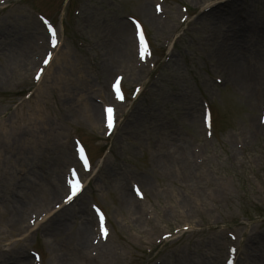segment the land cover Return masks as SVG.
Wrapping results in <instances>:
<instances>
[{
	"label": "rangeland",
	"instance_id": "374dc122",
	"mask_svg": "<svg viewBox=\"0 0 264 264\" xmlns=\"http://www.w3.org/2000/svg\"><path fill=\"white\" fill-rule=\"evenodd\" d=\"M156 2L0 0V34L14 43L8 57L9 51H0L4 68L0 117L23 128V147L33 154L34 170L19 169L17 175L26 171L30 180L25 190L44 198L42 191L49 182L62 184L64 148L72 153L74 136L86 143L94 160L89 173L94 179L68 210L84 207L92 214L86 203L92 199L106 211L111 228L103 242L107 251L95 257L98 264H151L155 260L182 264L184 259L222 264L230 242L237 247V264H245L249 257H264V251L257 248L258 241L264 240V122L260 120L264 58L258 39V28L264 29V0H164L160 14L154 10ZM207 3L214 4L210 9L225 12L221 21L233 20L241 33L238 48L244 53L240 60L253 71L251 86L242 87L225 75L218 51L225 26L216 23L213 27L208 16L197 18ZM180 4L189 13L184 23L179 18L183 14ZM145 7L165 21L162 28H153L142 16ZM205 7L208 12L209 6ZM37 13L54 22L62 40L39 84L32 83L29 75L47 40ZM129 15L143 21L154 47L155 55L145 63L133 56ZM122 21L130 25L132 38L126 44L133 57L128 64L117 59L112 49ZM231 47L235 50V45ZM32 55L37 58L33 65L26 63ZM230 59L225 64L231 67ZM117 72L123 74L128 90L132 84L141 90L136 98L117 106L118 124L106 138L102 133V103L107 102L103 87L108 88ZM26 89H31L30 95H24ZM206 104L212 112L210 136L202 124ZM174 142L191 153L185 184L178 173L169 175L159 162V154L170 151ZM100 163L106 169L99 173ZM129 181L146 189L147 196L130 204V209L120 198L125 185L132 197ZM135 204L141 208L139 213L132 211ZM30 210L28 204L26 214ZM1 218L0 229L4 226ZM175 228L181 234L154 241L161 232ZM228 231L235 233V240L227 236ZM44 241L39 231L36 241L31 236L27 243L44 253L45 262ZM220 242L223 250H219Z\"/></svg>",
	"mask_w": 264,
	"mask_h": 264
},
{
	"label": "bare ground",
	"instance_id": "6f19581e",
	"mask_svg": "<svg viewBox=\"0 0 264 264\" xmlns=\"http://www.w3.org/2000/svg\"><path fill=\"white\" fill-rule=\"evenodd\" d=\"M218 11L219 10L210 9L208 13L202 10L200 12L201 17H197V15H195V17L200 19L208 16L207 19L212 22V24H209L213 27L217 25L216 23H220V25L225 26V31L227 32H224L223 42L218 47L219 58L222 62L223 71L225 72V75L233 78L238 85L247 87V85L250 83L251 86L254 79L253 71L251 68L243 66L240 60V56H242L244 53L238 48L239 39H242L241 33L239 34L235 29L234 24H232L233 20L226 18V22L221 21L225 12ZM142 16L145 17V19L151 26H153V28L155 27L158 30L165 25V21L163 19L159 18L155 13H151L146 7L143 8ZM128 32L130 34V25L122 21L118 25V31L116 33L117 38L112 42L114 47L112 49L117 56V59L121 57L123 63L125 64H128V60L131 58L130 51H128V45H126L128 43L131 44L132 41V38L129 37ZM219 32L220 29L217 32L216 37H218ZM258 39L259 43L261 42L262 44L261 46L263 48V52L261 57L263 59V28H258ZM0 43V45H4L5 47H0L1 52L6 51L7 54L9 51L7 57L13 53L11 52V49L14 45L13 40H9V38H7L4 33L0 34ZM231 45H235V50L232 49ZM18 52L19 51L16 50L14 54ZM228 57L231 58L229 61L231 64H233L231 67L225 64V60ZM4 59L6 60V58ZM30 62L32 63V59L30 61L26 60V63L30 64ZM52 62L50 65H52ZM18 69L20 70V68ZM0 70L1 80L4 73L3 66H0ZM24 70V68H21V71ZM252 88L253 86L251 87V90ZM99 90H104L106 98H111V93L109 92V89H107V85L103 87V90ZM92 120L93 117H91V122ZM24 134V130L20 125L16 124L12 120H3L0 117V214L2 215L5 222V226L0 229L1 241H7L13 232H21L25 227L22 225V222L25 215L26 202L29 200V192L25 190V186L28 183V180H30L29 175H26V171L31 169L34 170V166L32 162L33 154L23 147V141L25 139ZM173 145L174 147L170 151H167L165 154H159V162L169 175L178 173L179 177L181 178L180 182L185 184V182L189 180V172L187 171L186 164L190 160L191 153L189 150L186 152L184 147L176 142H174ZM64 155L66 160H72V157L69 155V153L66 152ZM19 169H26V171H24L23 174L19 176L17 175L20 173ZM114 179L117 180L118 177H114ZM127 188L128 187H126V185L121 188L122 190L120 198L122 202L129 204L128 207L130 209L132 207L130 204H134L136 201L140 203V200L133 199L129 195ZM61 191L62 185L49 182L48 188L44 190L43 193L47 196V198L53 199L59 197ZM142 191L145 192L144 189H142ZM137 206L138 205L135 204V206L132 208V211L135 213H139L141 211V208ZM62 207L63 209H61L60 212L50 211L48 213L54 214L47 219V225L41 230V235L45 240L44 245L48 252L47 260L44 262V264H98V259L96 260L94 255L95 251L97 250V245H92L91 243V235L94 231V223L90 212L85 210L84 207H80L77 211L74 208H69L68 210V206L65 207V205H62ZM1 215L0 220L2 219ZM27 238L28 236H25L18 240H9L7 243H5L6 248L11 250L12 253H9L11 254L10 258H0V263L4 262V264H8L7 262H9V264H31V260L22 249V245L24 244L25 240H27ZM211 240L214 243L216 242V240L213 238ZM258 242L257 248H259L261 251H264V240H260ZM221 249L222 245H219V250ZM103 250H106L104 245H102L99 249L98 256L103 252ZM1 251L2 249L0 248V252ZM40 261L42 262L41 258ZM151 264L163 263L162 261H154ZM182 264L217 263L214 261H205L203 259H198L197 261L184 259ZM245 264H264V257H261V255H259L257 258L249 257V259H246Z\"/></svg>",
	"mask_w": 264,
	"mask_h": 264
},
{
	"label": "snow or ice",
	"instance_id": "6c2138e0",
	"mask_svg": "<svg viewBox=\"0 0 264 264\" xmlns=\"http://www.w3.org/2000/svg\"><path fill=\"white\" fill-rule=\"evenodd\" d=\"M47 62H48V61L45 60V63H47ZM108 111L111 112L112 110H111V109H108ZM109 127H111V122H109ZM77 190H78V186L73 185V186H72V191H73V193H75ZM68 199H71V197H68Z\"/></svg>",
	"mask_w": 264,
	"mask_h": 264
}]
</instances>
